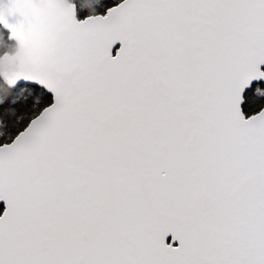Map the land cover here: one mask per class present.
Returning <instances> with one entry per match:
<instances>
[{"label": "snow or ice", "instance_id": "1", "mask_svg": "<svg viewBox=\"0 0 264 264\" xmlns=\"http://www.w3.org/2000/svg\"><path fill=\"white\" fill-rule=\"evenodd\" d=\"M97 7L0 0V264H264V0Z\"/></svg>", "mask_w": 264, "mask_h": 264}, {"label": "clouds", "instance_id": "2", "mask_svg": "<svg viewBox=\"0 0 264 264\" xmlns=\"http://www.w3.org/2000/svg\"><path fill=\"white\" fill-rule=\"evenodd\" d=\"M99 3V0H98ZM0 15L8 16L10 13L7 9L0 8ZM15 56L10 58L8 61H0V71L4 70L5 68H8L12 70L14 68L13 66V59H16L19 57V49H14ZM23 63V61H21Z\"/></svg>", "mask_w": 264, "mask_h": 264}, {"label": "trees", "instance_id": "3", "mask_svg": "<svg viewBox=\"0 0 264 264\" xmlns=\"http://www.w3.org/2000/svg\"><path fill=\"white\" fill-rule=\"evenodd\" d=\"M95 1H96V0H82V3H83V6L86 7V8H88L89 11H94V10H95V9H94V8H95V7H94L95 4H93L92 2H95ZM101 1H102L101 3L103 4V3H104V0H101ZM102 4H101V6H103ZM99 12H101V11H99ZM81 18H82V17H81ZM3 42H4L3 40H0V46H2V43H3ZM14 49H15L14 47H11V46L8 47V51H9V52H10V51L13 52ZM0 51H3V49L0 48ZM12 52H11V53H12ZM15 95L19 97L21 103L24 102V97H23V96H20L19 93H15ZM12 118H14V117H12V116L10 115V116H9V119H12ZM0 209H2V207H1Z\"/></svg>", "mask_w": 264, "mask_h": 264}, {"label": "flooded vegetation", "instance_id": "4", "mask_svg": "<svg viewBox=\"0 0 264 264\" xmlns=\"http://www.w3.org/2000/svg\"><path fill=\"white\" fill-rule=\"evenodd\" d=\"M0 40H3L4 42L2 43V46H0L1 49H3V45L6 44V43H10L8 40H7V34L5 32H3L2 29H0ZM9 47V46H7ZM16 49V48H15ZM12 52V51H10ZM14 52V51H13ZM12 52V53H13Z\"/></svg>", "mask_w": 264, "mask_h": 264}, {"label": "rangeland", "instance_id": "5", "mask_svg": "<svg viewBox=\"0 0 264 264\" xmlns=\"http://www.w3.org/2000/svg\"><path fill=\"white\" fill-rule=\"evenodd\" d=\"M101 2H102L101 0H99V3H98V0H96L95 2H92L93 4H95L94 7H97V6H98V7H97V11H98V12L103 10V9H102L103 6H101V4H102ZM102 5H103V4H102ZM94 9H95V8H94Z\"/></svg>", "mask_w": 264, "mask_h": 264}, {"label": "water", "instance_id": "6", "mask_svg": "<svg viewBox=\"0 0 264 264\" xmlns=\"http://www.w3.org/2000/svg\"><path fill=\"white\" fill-rule=\"evenodd\" d=\"M118 46H119V45H117V47H118ZM1 206H3V205H2V203H0V207H1ZM168 239L170 240V239H171V237H169Z\"/></svg>", "mask_w": 264, "mask_h": 264}]
</instances>
